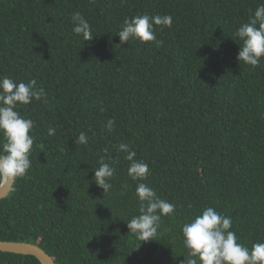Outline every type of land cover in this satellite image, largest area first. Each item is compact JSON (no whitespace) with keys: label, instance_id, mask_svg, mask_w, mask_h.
<instances>
[{"label":"trees","instance_id":"obj_1","mask_svg":"<svg viewBox=\"0 0 264 264\" xmlns=\"http://www.w3.org/2000/svg\"><path fill=\"white\" fill-rule=\"evenodd\" d=\"M262 3L0 0V76L47 94L16 109L34 121V144L31 167L0 199V240L37 244L57 264H182V225L213 207L240 243L264 242V58L239 64L232 38ZM77 11L91 40L73 33ZM136 15L172 16L154 26L162 44L120 45ZM82 131L88 143L75 144ZM120 143L148 164L146 180L128 176ZM101 160L115 169L107 193L93 180ZM140 182L175 205L146 242L127 228ZM0 264L42 263L0 251Z\"/></svg>","mask_w":264,"mask_h":264},{"label":"clouds","instance_id":"obj_2","mask_svg":"<svg viewBox=\"0 0 264 264\" xmlns=\"http://www.w3.org/2000/svg\"><path fill=\"white\" fill-rule=\"evenodd\" d=\"M71 21L74 34L82 35L84 40L93 38L90 24L79 11L72 14ZM154 26L170 28L172 16L136 15L125 18L117 33L120 45L128 43L130 39L162 44L156 39ZM232 38L242 42L236 57L239 64L243 62L253 70L259 66L261 58H264V3L254 10L249 21L243 23ZM36 83L34 79L25 83L16 82L7 75L0 76V185L23 177L31 167L29 156L34 137L30 132L34 128V121L25 118L16 109L19 105L46 98L45 90L37 89ZM114 125V118L107 120L109 132L114 130ZM48 132L53 135L55 130L49 128ZM74 143L87 144L86 133L80 132ZM118 151L125 153L124 159L129 162L128 176L133 181L146 180L149 175L148 164L136 160L137 154L128 144L120 143ZM114 175L115 169L101 160L100 166L94 171L93 180L103 189V193H107L112 188L110 181ZM135 196L139 215L127 221V228L138 240L146 242L155 238L162 217L173 214L175 205L160 199L155 190L143 182L137 184ZM181 233L186 250L182 264H264V242H256L251 248L240 243L232 230L231 217L218 213L213 207H206L202 214L184 223Z\"/></svg>","mask_w":264,"mask_h":264},{"label":"water","instance_id":"obj_3","mask_svg":"<svg viewBox=\"0 0 264 264\" xmlns=\"http://www.w3.org/2000/svg\"><path fill=\"white\" fill-rule=\"evenodd\" d=\"M16 179L17 178L8 184L0 185V199H3L10 194L15 185ZM0 251L34 255L42 264H57L55 259L45 249L37 244L27 241L0 240Z\"/></svg>","mask_w":264,"mask_h":264}]
</instances>
